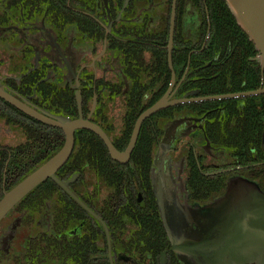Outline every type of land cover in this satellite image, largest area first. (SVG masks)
<instances>
[{
    "label": "flooded vegetation",
    "instance_id": "flooded-vegetation-1",
    "mask_svg": "<svg viewBox=\"0 0 264 264\" xmlns=\"http://www.w3.org/2000/svg\"><path fill=\"white\" fill-rule=\"evenodd\" d=\"M258 53L225 0H0V200L73 137L71 192L48 177L0 218V264H184L155 182L264 191Z\"/></svg>",
    "mask_w": 264,
    "mask_h": 264
},
{
    "label": "water",
    "instance_id": "water-1",
    "mask_svg": "<svg viewBox=\"0 0 264 264\" xmlns=\"http://www.w3.org/2000/svg\"><path fill=\"white\" fill-rule=\"evenodd\" d=\"M225 1L237 23L255 43L259 51L256 59L264 68V0ZM57 123L70 122L60 118ZM72 146L69 132L58 153L6 191L0 200V218L48 177L69 190L55 173L68 159ZM112 154L119 157L114 150ZM164 186V182L156 180L162 217L184 264H264V191L257 183L245 178L233 180L222 197L200 207L182 203Z\"/></svg>",
    "mask_w": 264,
    "mask_h": 264
}]
</instances>
